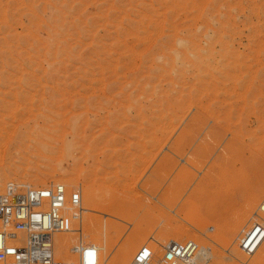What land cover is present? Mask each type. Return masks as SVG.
I'll use <instances>...</instances> for the list:
<instances>
[{"label":"rangeland","instance_id":"374dc122","mask_svg":"<svg viewBox=\"0 0 264 264\" xmlns=\"http://www.w3.org/2000/svg\"><path fill=\"white\" fill-rule=\"evenodd\" d=\"M51 182L82 196L57 259L264 264V0H0V193Z\"/></svg>","mask_w":264,"mask_h":264},{"label":"built area","instance_id":"2783aa9c","mask_svg":"<svg viewBox=\"0 0 264 264\" xmlns=\"http://www.w3.org/2000/svg\"><path fill=\"white\" fill-rule=\"evenodd\" d=\"M81 203L80 190L67 191L61 182L24 184L0 193V264H98L97 247L81 238L70 248L71 258L54 256L53 237L67 230L66 211L77 210L71 218L79 221ZM263 239L264 219L257 214L236 243L251 256ZM199 257L200 248L192 239L160 244L152 238L138 247L128 264H200Z\"/></svg>","mask_w":264,"mask_h":264},{"label":"bare ground","instance_id":"6f19581e","mask_svg":"<svg viewBox=\"0 0 264 264\" xmlns=\"http://www.w3.org/2000/svg\"><path fill=\"white\" fill-rule=\"evenodd\" d=\"M10 185H12V183L11 184H8L7 185V189H6V191H8V190H10V188H14V185H12V186H10ZM25 185H30V184H25ZM43 185V184H42ZM66 187V186H65ZM67 189V188H66ZM5 191V192H6ZM250 206V205H249ZM244 208V207H243ZM248 208V207H247ZM73 211H75V213H76V210H74V209H69V210H67L66 212H67V214H68V216L69 217H71V215L73 214ZM80 213H81V211H80ZM66 214V213H65ZM67 225V224H66ZM65 232V231H64ZM59 233H57V234H55L54 235V237H55V239H54V237H53V239H54V245H53V249H54V254L56 253V255H57V253H60L61 254V251H62V248H63V243H64V236H63V234H60V235H58ZM58 235V236H57ZM170 241H172V240H170ZM169 242V241H168ZM167 243V242H166ZM200 248V257H199V263L200 264H202L203 263V261L207 258V256H208V253H207V250H205L204 248H202V247H199ZM255 253V252H254ZM55 256V255H54ZM206 261V260H205Z\"/></svg>","mask_w":264,"mask_h":264}]
</instances>
